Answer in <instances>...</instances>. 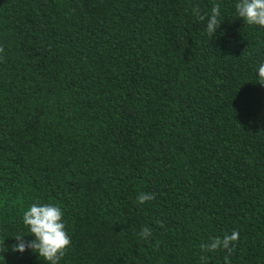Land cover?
I'll return each instance as SVG.
<instances>
[{
  "label": "trees",
  "instance_id": "obj_1",
  "mask_svg": "<svg viewBox=\"0 0 264 264\" xmlns=\"http://www.w3.org/2000/svg\"><path fill=\"white\" fill-rule=\"evenodd\" d=\"M217 3L212 39L191 8ZM234 6L0 0V242L39 199L64 211L59 264H264V28ZM13 242L0 264H43Z\"/></svg>",
  "mask_w": 264,
  "mask_h": 264
},
{
  "label": "clouds",
  "instance_id": "obj_2",
  "mask_svg": "<svg viewBox=\"0 0 264 264\" xmlns=\"http://www.w3.org/2000/svg\"><path fill=\"white\" fill-rule=\"evenodd\" d=\"M234 7L235 15L238 19H242L244 24L264 28V0H235ZM191 14L198 22L206 21L204 28L212 39L224 20L221 19V5L218 3L213 4L207 14L202 13L198 6L193 5ZM256 76V82L264 85V62L257 65ZM151 199V195L141 193L137 197V202L143 204ZM21 222L27 231L25 233L24 230H21L15 236H8L12 237L14 241L11 245V252L19 254L31 252L38 255L40 259L42 258L43 264H59L60 259L71 245L62 208L55 202L36 199L23 210ZM139 235L147 240L151 236V232L147 227H144ZM26 237H31V239H26ZM238 237L239 233L232 231L222 238L212 237L208 242L202 243L200 247L202 252H214L221 248L229 250ZM6 239L0 242V259L2 260H5L3 253L9 251L5 246ZM225 260L227 261V257Z\"/></svg>",
  "mask_w": 264,
  "mask_h": 264
}]
</instances>
